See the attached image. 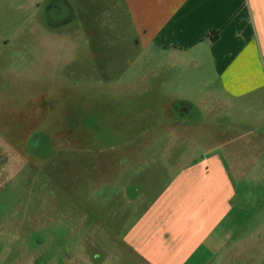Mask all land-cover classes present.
Instances as JSON below:
<instances>
[{
	"label": "rangeland",
	"instance_id": "374dc122",
	"mask_svg": "<svg viewBox=\"0 0 264 264\" xmlns=\"http://www.w3.org/2000/svg\"><path fill=\"white\" fill-rule=\"evenodd\" d=\"M64 1L68 43L34 30L51 0H0V264H137L126 231L170 180V154L200 156L196 143L234 113L192 100L188 149L177 150L167 106L196 95L192 65L143 47L123 0ZM255 176L235 184L229 223L264 216ZM138 187L144 206L130 199Z\"/></svg>",
	"mask_w": 264,
	"mask_h": 264
},
{
	"label": "crops",
	"instance_id": "0c3cea01",
	"mask_svg": "<svg viewBox=\"0 0 264 264\" xmlns=\"http://www.w3.org/2000/svg\"><path fill=\"white\" fill-rule=\"evenodd\" d=\"M123 2L143 47L187 61L199 75L193 99L172 97L167 106L166 131L177 137L171 144L178 141L184 148L177 150L188 149L192 132L183 127V117L194 99L228 101L234 113L229 124L217 122L211 137L196 143L200 156L189 160L170 154L165 162L170 180L155 197L145 198L124 241L134 249L137 264H264V216L229 223L237 209L235 184L264 176V0ZM140 189L130 199L144 206ZM242 204L238 210L250 214L247 202ZM255 220L259 238L252 235ZM75 260L103 263L86 256Z\"/></svg>",
	"mask_w": 264,
	"mask_h": 264
},
{
	"label": "flooded vegetation",
	"instance_id": "af4514ba",
	"mask_svg": "<svg viewBox=\"0 0 264 264\" xmlns=\"http://www.w3.org/2000/svg\"><path fill=\"white\" fill-rule=\"evenodd\" d=\"M33 18H37V20L34 19L33 27H35L34 30L38 34L49 35L58 42H62L64 40L67 43L68 40L73 42L70 26L74 22L75 18H73L70 7L64 0H51V4H48L44 11L41 12V15L33 16ZM21 21H23L21 25L26 24L25 19ZM63 29L66 30L63 31ZM20 35H23V32H21Z\"/></svg>",
	"mask_w": 264,
	"mask_h": 264
}]
</instances>
